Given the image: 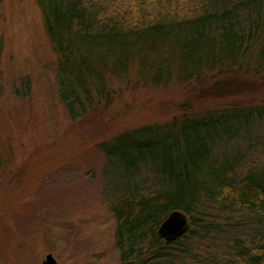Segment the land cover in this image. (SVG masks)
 Segmentation results:
<instances>
[{
  "label": "trees",
  "instance_id": "16d2710c",
  "mask_svg": "<svg viewBox=\"0 0 264 264\" xmlns=\"http://www.w3.org/2000/svg\"><path fill=\"white\" fill-rule=\"evenodd\" d=\"M36 1L72 121L105 97L110 75L129 78L136 64L155 85L214 72L200 87L214 97L254 78L264 85V0ZM20 81L12 94L25 99L31 81ZM102 146L123 159L122 180L103 191L120 264H264V104L175 118ZM174 210L190 228L167 243L158 228Z\"/></svg>",
  "mask_w": 264,
  "mask_h": 264
},
{
  "label": "rangeland",
  "instance_id": "374dc122",
  "mask_svg": "<svg viewBox=\"0 0 264 264\" xmlns=\"http://www.w3.org/2000/svg\"><path fill=\"white\" fill-rule=\"evenodd\" d=\"M0 47V264H43L50 253L59 264H120L116 219L103 191L107 180H122L123 159L102 145L175 118L264 104L257 78L237 94L214 97L200 91L214 72L155 85L140 78L136 64L129 78L110 75L105 97L72 121L36 0H0ZM140 55L147 64L155 58ZM26 78L31 93L14 96Z\"/></svg>",
  "mask_w": 264,
  "mask_h": 264
},
{
  "label": "water",
  "instance_id": "95a60500",
  "mask_svg": "<svg viewBox=\"0 0 264 264\" xmlns=\"http://www.w3.org/2000/svg\"><path fill=\"white\" fill-rule=\"evenodd\" d=\"M190 228V217L182 210L172 211L158 228L159 236L167 243L182 237ZM43 264H59L53 254H48Z\"/></svg>",
  "mask_w": 264,
  "mask_h": 264
}]
</instances>
